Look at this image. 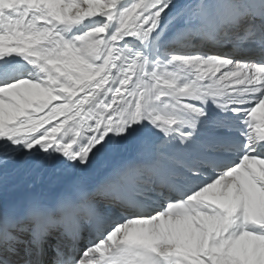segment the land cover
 <instances>
[{"label":"snow or ice","instance_id":"1","mask_svg":"<svg viewBox=\"0 0 264 264\" xmlns=\"http://www.w3.org/2000/svg\"><path fill=\"white\" fill-rule=\"evenodd\" d=\"M0 264H264V0H0Z\"/></svg>","mask_w":264,"mask_h":264}]
</instances>
